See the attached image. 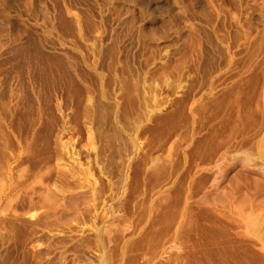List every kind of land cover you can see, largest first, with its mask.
I'll return each instance as SVG.
<instances>
[{"label":"rangeland","instance_id":"1","mask_svg":"<svg viewBox=\"0 0 264 264\" xmlns=\"http://www.w3.org/2000/svg\"><path fill=\"white\" fill-rule=\"evenodd\" d=\"M5 3L0 87L23 93L10 109L29 121L36 78L52 106L34 123L36 141L43 147L52 123L64 124L59 149L78 171L57 172L42 150H28L31 140L0 108V264H264V0H135L154 21L170 16L168 32L183 38L158 49L151 34L140 37V61L161 55L164 63L147 71L134 62L151 115L120 94L113 148L114 123L81 117L56 95L55 65L40 69L59 55V42L81 45L59 14L84 2ZM108 67L100 66L107 80L93 92L106 116ZM126 147L134 151L123 165Z\"/></svg>","mask_w":264,"mask_h":264},{"label":"bare ground","instance_id":"2","mask_svg":"<svg viewBox=\"0 0 264 264\" xmlns=\"http://www.w3.org/2000/svg\"><path fill=\"white\" fill-rule=\"evenodd\" d=\"M28 5L33 4V0H25ZM84 6L77 8L65 6L60 12L59 18L62 21L66 33L75 39L81 40V45L66 42H59L52 49H57L59 55L47 57V66L40 67L45 73L50 69V63L54 64L58 72L55 75L56 79L52 83L57 89V96L64 97L71 104L78 108L80 116L86 119H94L101 126V122H110L112 124V136L108 138V147L114 146V140L119 139V122L118 97L124 92L129 100L137 101V107L140 109L142 116L151 115L149 110V97L145 96V92L141 86H145L143 81L144 74L141 73L134 65V62H140L146 66L147 71L159 68L164 63L163 56L154 55L146 58L145 61H140L141 54L138 52L140 46V37L151 34L153 39V47L163 49L170 47L174 40L183 38V32L174 31L168 32V28L172 24V19L168 15L160 18V22L149 18L147 13L142 10L137 11L135 0H82ZM0 10L7 13L5 0H0ZM157 6V3H153ZM52 26H55L53 23ZM161 28V31L158 30ZM74 34V36H73ZM6 29L0 27V57L5 49ZM66 39V38H63ZM83 46V47H82ZM84 48V49H83ZM16 54L22 53L20 47L15 49ZM39 52L35 54V58L39 57ZM132 60V61H131ZM107 62L109 66L108 83L112 91L111 115L106 116L103 112L102 98L93 92L97 90V86L104 88L107 78L102 73L100 66ZM30 65V64H29ZM3 67V64H0ZM30 71V70H29ZM31 93L36 99V113L30 116L29 121H22L16 110L10 109V102L13 99L21 104L23 93L19 92L17 96L7 94L0 87V108L4 111V120L15 130H23L24 135H27L30 143L27 149H39L43 151V157L47 162L54 165L57 172H77L78 169L73 164H68L71 159L66 158L59 147L62 143V129L57 123H52V128L48 132L49 137L44 139L45 144L41 147L36 141L37 133H35L34 123L43 119L45 114L52 108L50 99L42 94L36 78L30 74ZM101 92L103 90L100 89ZM104 95V94H103ZM9 96V99H8ZM49 101V102H48ZM48 103V104H47ZM133 103V102H130ZM103 108V109H102ZM53 121V120H52ZM57 125L56 129L54 126ZM86 124L79 122L75 132L81 136L86 133ZM55 130V133L54 131ZM102 131H104L102 129ZM22 133V134H23ZM55 135V142L58 146L55 150L48 147L49 140H52V135ZM28 140V141H29ZM134 148L126 147L121 155V163L126 165L133 156ZM97 155L100 150L95 151ZM19 155L15 154L14 157ZM42 197L52 203L53 199L49 195ZM32 200V199H31ZM44 200V201H45ZM105 261V257L102 256Z\"/></svg>","mask_w":264,"mask_h":264}]
</instances>
